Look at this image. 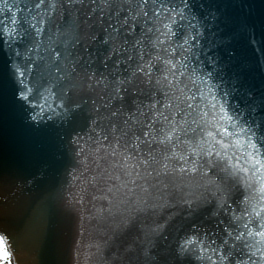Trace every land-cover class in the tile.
Instances as JSON below:
<instances>
[{
  "label": "water",
  "instance_id": "obj_1",
  "mask_svg": "<svg viewBox=\"0 0 264 264\" xmlns=\"http://www.w3.org/2000/svg\"><path fill=\"white\" fill-rule=\"evenodd\" d=\"M36 2L0 0V29L16 28L19 33L10 43L6 33L0 37L5 40L0 45V235L13 264H183L178 244L184 236L195 226L214 229L227 216L212 217L213 204L190 212L180 197L190 192L189 199L195 200L204 191L195 186L177 192L167 206L155 199L145 204L139 188L132 193L115 191L118 182L104 170L113 171L110 161L118 157L97 161L94 155L97 133L102 127L108 129L111 109L105 106L106 90L93 81L110 72L112 61L108 67L102 62L107 55L102 27L83 25L86 13L93 15L91 9H96L99 16L105 6L100 0L72 5L60 0L51 20L45 18L36 51L29 22L52 0H45L39 10ZM163 2L166 7L184 9L185 19L176 26L181 35L189 30L193 35L200 33L189 72L195 68L199 77L212 73L209 82L218 86L214 89L218 100L242 116L256 130L258 142L264 143V0ZM129 7L124 3L121 15ZM145 7L151 21L153 6ZM13 13L16 25L11 24ZM104 15L106 25L107 11ZM190 25L196 28L189 29ZM76 32L80 42L75 48L67 44V50L73 60L78 54L80 63L73 66L63 57L56 60L52 49L63 53L69 39L65 34ZM29 60L30 86L39 91L51 87L57 96L67 93L66 108L53 104L59 113L54 119L34 120L33 107L20 98L16 66L23 71ZM93 71L96 76L89 79ZM117 103L113 102V109ZM129 115L125 111L111 119L122 121ZM116 174L119 169L113 171ZM239 198L237 191L233 199ZM221 237L222 233L216 237L217 243ZM233 258L248 260L247 249ZM190 259L198 264L194 256Z\"/></svg>",
  "mask_w": 264,
  "mask_h": 264
},
{
  "label": "snow or ice",
  "instance_id": "obj_2",
  "mask_svg": "<svg viewBox=\"0 0 264 264\" xmlns=\"http://www.w3.org/2000/svg\"><path fill=\"white\" fill-rule=\"evenodd\" d=\"M59 2L52 0L45 11L38 12L29 22L36 51L40 50V38L45 32V18L51 20ZM76 2L85 0H63L68 5ZM100 3L105 6L101 14L95 16L96 9H91L93 15L86 13L83 25L89 29L102 27V43L107 47L102 62L108 67L112 61L110 72L101 73L93 81L106 90L105 106L111 109L108 129L102 127L97 133L94 155L97 161L118 157L110 165L113 171L119 169V174L104 170L109 179L118 182L115 191L126 189L132 193L139 188L145 204L155 199L167 206L184 188H203L195 200L189 199L190 192L180 200L190 212L213 204L211 216L220 217L223 213L227 219H219L214 229L195 226L184 236L178 244V255L185 257L183 264H191L192 256L198 264H264V152L261 151L264 143L258 142L256 130L242 116L231 113L218 100L214 90L218 86L209 82L212 73L199 77L195 68L189 72L200 33L193 35L189 30L181 35L176 26L185 19L184 9L166 7L163 0H100ZM124 3L130 7L121 15ZM44 4L45 0H37L35 8L39 10ZM157 4L159 7H155ZM146 5L153 6L151 21ZM105 11L106 25L102 23ZM11 24H17L15 13ZM192 28L196 25L189 26ZM5 33L9 43L19 34L16 28L0 29V37ZM65 35L69 37L65 51L52 49V52L56 60L63 57L75 66L82 58L77 54L76 59H71L73 53L67 50V44L75 48L80 34ZM90 35L95 39V33ZM3 43L5 40L0 39V45ZM32 50L29 48L28 52ZM195 54L198 58V53ZM30 64L29 60L23 71L20 65L16 66L20 98L33 107L34 120L54 119L59 113L53 104L66 108L67 93L57 96L51 87L39 91L30 86L27 79ZM95 76L93 71L89 79ZM129 99L130 104H126ZM113 102H118L114 109ZM125 111L130 113L126 119L112 121L111 118ZM108 191L114 189L109 186ZM237 191H240L238 200L233 199ZM233 203L239 207L233 208ZM221 233L217 243L216 237ZM243 249H247L248 260L234 259V253L239 257ZM12 259L0 237V261L12 264Z\"/></svg>",
  "mask_w": 264,
  "mask_h": 264
},
{
  "label": "bare ground",
  "instance_id": "obj_3",
  "mask_svg": "<svg viewBox=\"0 0 264 264\" xmlns=\"http://www.w3.org/2000/svg\"><path fill=\"white\" fill-rule=\"evenodd\" d=\"M0 264H4V262L3 261H0ZM12 264H13V261H12Z\"/></svg>",
  "mask_w": 264,
  "mask_h": 264
}]
</instances>
